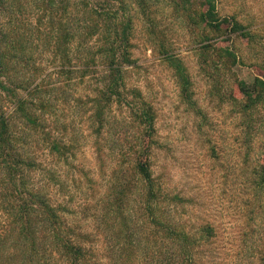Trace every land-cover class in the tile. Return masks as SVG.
Here are the masks:
<instances>
[{
	"label": "rangeland",
	"instance_id": "1",
	"mask_svg": "<svg viewBox=\"0 0 264 264\" xmlns=\"http://www.w3.org/2000/svg\"><path fill=\"white\" fill-rule=\"evenodd\" d=\"M114 2V8L132 20L131 53L136 62L126 83L136 87L155 112L153 176L163 191L182 199L169 205L170 217L193 235L205 223L215 230V236L198 244L195 264H264V189L254 177L264 155V109L256 106L245 113L235 88L237 79L249 81L261 73L252 64L264 69V0H217L221 17L234 15L249 24L252 35L247 39L203 28L200 21L195 23L175 9L171 0H145L143 7L136 0ZM191 15L199 20L196 11ZM78 21L74 22L77 31L82 26ZM33 44L40 61L52 68L44 47L36 39ZM220 46H231L243 63L233 65L218 56ZM164 50L185 66L191 81L190 102L180 95ZM85 85L78 80L71 93L86 94ZM70 100L59 101L46 117L52 128L58 126L52 129L54 135L69 146L64 155L49 153L41 141L39 146L35 140L28 146L41 161L36 176L49 185L52 202L59 205L66 222L89 234L86 240L96 262L120 264L110 260L103 226L109 223L114 242L122 218L129 224V216L139 215L146 228L148 220L136 191L128 211L107 213L109 184L119 167L131 166L138 143L132 135L136 127L125 109L112 106L111 126L97 135L89 113L75 111ZM112 136L126 139L108 150ZM2 220L0 210V228ZM142 231V248L146 240H157L148 229ZM138 262L134 257L126 264Z\"/></svg>",
	"mask_w": 264,
	"mask_h": 264
},
{
	"label": "trees",
	"instance_id": "2",
	"mask_svg": "<svg viewBox=\"0 0 264 264\" xmlns=\"http://www.w3.org/2000/svg\"><path fill=\"white\" fill-rule=\"evenodd\" d=\"M136 1L145 5V0ZM171 1L203 28L244 39L252 35L249 24L234 15L221 17L217 0ZM114 6V0H0V264H98L87 244L89 234L63 218L48 193L49 185L36 176L41 161L28 148L33 140L37 146L41 141L49 153L64 155L69 146L54 135L52 129L58 126L52 128L46 117L59 101L70 99L75 111L89 113L97 135L111 126L112 106L125 109L136 127L132 135L136 134L138 143L131 166L119 167L109 184L107 213L128 211L136 191L142 214L148 218L147 228L139 215L129 216V224L122 218L113 242L107 222L103 231L112 262L126 264L135 257L138 264H195L198 244L215 236L210 223L201 225L193 235L170 217L169 205L182 199L163 191L153 176L155 112L142 93L126 83L136 62L131 53L132 20ZM192 10L199 20L191 15ZM76 18L82 24L79 31ZM94 38L96 43L88 46ZM34 39L53 60L52 68L40 61ZM218 51V56L233 65L243 63L231 46H220ZM163 52L180 95L190 102L191 81L185 66L168 50ZM252 67L261 73L253 74L249 81L235 82L236 97L247 114L256 106L264 109V69L256 64ZM78 80L86 83L88 92L75 96L71 87ZM113 137H109L108 150L126 139ZM254 173L255 184L264 189V155ZM145 229L157 240H146L142 248L140 234Z\"/></svg>",
	"mask_w": 264,
	"mask_h": 264
}]
</instances>
